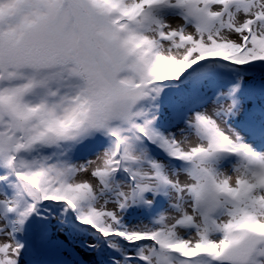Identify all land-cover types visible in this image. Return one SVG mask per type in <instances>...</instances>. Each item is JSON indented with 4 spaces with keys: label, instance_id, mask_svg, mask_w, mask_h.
I'll use <instances>...</instances> for the list:
<instances>
[{
    "label": "snow or ice",
    "instance_id": "snow-or-ice-1",
    "mask_svg": "<svg viewBox=\"0 0 264 264\" xmlns=\"http://www.w3.org/2000/svg\"><path fill=\"white\" fill-rule=\"evenodd\" d=\"M0 264H264V0H0Z\"/></svg>",
    "mask_w": 264,
    "mask_h": 264
}]
</instances>
